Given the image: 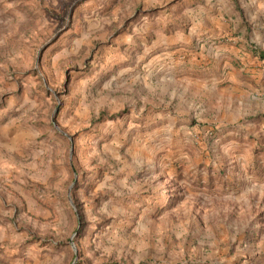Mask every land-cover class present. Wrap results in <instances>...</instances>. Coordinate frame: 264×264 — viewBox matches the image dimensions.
I'll list each match as a JSON object with an SVG mask.
<instances>
[{
  "label": "rangeland",
  "instance_id": "obj_1",
  "mask_svg": "<svg viewBox=\"0 0 264 264\" xmlns=\"http://www.w3.org/2000/svg\"><path fill=\"white\" fill-rule=\"evenodd\" d=\"M262 45L264 0H0V264H264Z\"/></svg>",
  "mask_w": 264,
  "mask_h": 264
},
{
  "label": "crops",
  "instance_id": "obj_2",
  "mask_svg": "<svg viewBox=\"0 0 264 264\" xmlns=\"http://www.w3.org/2000/svg\"><path fill=\"white\" fill-rule=\"evenodd\" d=\"M216 19H217V22L220 24V20L218 19V17ZM232 22H233V25H232L231 29H230L229 25H225V27L223 28L221 26V24H220L219 27L215 26V28L213 29V32H214L215 35H218V36L222 35V34L228 35L229 36L228 41L231 42L230 44H233V47L232 46H228L225 49L229 50V52L230 51L233 52V50L238 52L239 50H237V47L241 46V45H238V43L242 42V40H243L242 32H244V29H239L237 32L235 31L236 30V25L235 24H240V22H241L239 17H235ZM234 74H236V73L231 71L227 75H224V79L227 82L228 81L237 82L238 80H236V76ZM218 75H220V74H218ZM198 81H202V80L199 79ZM206 81H207L206 83H209L211 81V79H207ZM214 81H215V79L213 78V80H212L213 84H214ZM206 86H202V88H204V90H207L208 87H206ZM0 142H1L0 144H2V142H3V137L2 136H0Z\"/></svg>",
  "mask_w": 264,
  "mask_h": 264
},
{
  "label": "trees",
  "instance_id": "obj_3",
  "mask_svg": "<svg viewBox=\"0 0 264 264\" xmlns=\"http://www.w3.org/2000/svg\"><path fill=\"white\" fill-rule=\"evenodd\" d=\"M259 59L264 60V53L263 52L259 54Z\"/></svg>",
  "mask_w": 264,
  "mask_h": 264
},
{
  "label": "water",
  "instance_id": "obj_4",
  "mask_svg": "<svg viewBox=\"0 0 264 264\" xmlns=\"http://www.w3.org/2000/svg\"><path fill=\"white\" fill-rule=\"evenodd\" d=\"M70 245H71V247H72L73 251L76 253V251H75V248H74V246H73V243H72V241H70Z\"/></svg>",
  "mask_w": 264,
  "mask_h": 264
},
{
  "label": "built area",
  "instance_id": "obj_5",
  "mask_svg": "<svg viewBox=\"0 0 264 264\" xmlns=\"http://www.w3.org/2000/svg\"><path fill=\"white\" fill-rule=\"evenodd\" d=\"M261 50L264 52V45H262V49Z\"/></svg>",
  "mask_w": 264,
  "mask_h": 264
}]
</instances>
